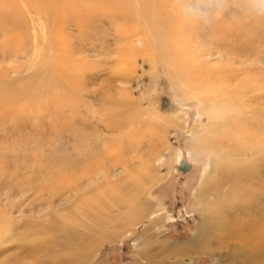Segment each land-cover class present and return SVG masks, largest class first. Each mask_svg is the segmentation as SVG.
I'll return each instance as SVG.
<instances>
[{
  "label": "rangeland",
  "instance_id": "rangeland-1",
  "mask_svg": "<svg viewBox=\"0 0 264 264\" xmlns=\"http://www.w3.org/2000/svg\"><path fill=\"white\" fill-rule=\"evenodd\" d=\"M45 1L0 0V264H260L203 233L264 211V4Z\"/></svg>",
  "mask_w": 264,
  "mask_h": 264
},
{
  "label": "bare ground",
  "instance_id": "bare-ground-1",
  "mask_svg": "<svg viewBox=\"0 0 264 264\" xmlns=\"http://www.w3.org/2000/svg\"><path fill=\"white\" fill-rule=\"evenodd\" d=\"M47 1V0H46ZM46 1H45V4H46ZM75 2H76V0H74ZM86 1V0H85ZM122 1V0H121ZM158 1V0H157ZM13 2V1H12ZM16 2V1H15ZM98 2V1H97ZM105 2H106V0H105ZM124 2V1H123ZM5 3H6V0H5ZM56 3V2H55ZM68 3V2H67ZM77 3V2H76ZM136 3V5L138 4V10L136 9V12L138 11V13L139 14H141L142 16H144L145 15V17L146 16H148L149 14L148 13H150L151 11V9L152 8H157V9H160L161 7H160V4L162 5V6H165V3L166 2H164L163 0H160V2L158 3L157 2V5L155 6V4H154V6H152V5H150V2H149V0H135L134 1V4ZM152 3V2H151ZM156 3V2H155ZM44 4V3H43ZM71 4V3H70ZM70 4H68V5H70ZM133 4V3H132ZM179 4V2H178V0H169V2H168V5L169 6H172V8L171 9H173V6H177ZM1 5V4H0ZM22 5V4H21ZM24 5V4H23ZM62 5V4H61ZM73 6H74V4H72ZM37 6H39V5H37ZM45 6H47V5H45ZM71 6V5H70ZM72 6V7H73ZM82 6V5H81ZM86 6V5H85ZM166 6H167V3H166ZM56 7V6H55ZM61 7V6H60ZM131 7L135 10V7L133 6V5H131ZM178 7H179V5H178ZM8 8V7H7ZM40 8V7H39ZM44 8V7H43ZM49 8V7H48ZM118 8H119V6H118ZM131 8V9H132ZM15 9V8H14ZM19 9V8H18ZM119 9H121V8H119ZM133 9H132V11H133ZM59 10V9H58ZM61 10V9H60ZM170 10V9H169ZM23 11H24V9H23ZM115 11V10H114ZM181 11V10H180ZM53 12H54V10H53ZM62 12V11H61ZM24 13V12H23ZM157 13V12H156ZM18 14H20L19 12H18ZM28 14V13H27ZM46 14V13H45ZM49 14V16H50V12L48 13ZM57 15V14H56ZM150 15H152V17L154 18V17H156V15H154V14H152V13H150ZM158 15H160V13L158 14ZM46 16V15H45ZM44 16V17H45ZM169 16H171V15H169ZM47 17H48V15H47ZM147 18V17H146ZM150 18V17H149ZM160 18H161V16H160ZM167 18V17H166ZM162 19V18H161ZM165 19V18H164ZM168 19V18H167ZM162 22H164V21H162ZM179 22V21H178ZM175 23V22H174ZM16 24V23H15ZM27 26V25H26ZM174 27V26H173ZM183 28V27H182ZM153 29L155 30V31H158L157 30V28H154L153 27ZM222 29V28H221ZM161 30H162V26H161ZM161 30H160V32H161ZM187 29L185 28V31H186ZM188 31V30H187ZM164 32V31H163ZM182 33H184L183 31H181ZM158 34H160V33H158ZM179 34V33H178ZM15 35V34H14ZM12 36V35H11ZM165 37V36H164ZM25 44V43H24ZM19 46V45H18ZM2 49H4V48H2ZM13 51H14V49H13ZM10 52V51H9ZM14 71V70H13ZM230 72V71H229ZM234 75V74H233ZM228 85V84H227ZM256 92V91H255ZM21 97V96H20ZM15 98V97H14ZM23 98H25V97H23ZM257 99V97H254V99ZM11 98H9V100H10ZM16 99V98H15ZM18 99V98H17ZM21 99V98H20ZM255 99V100H256ZM12 100V99H11ZM19 100V99H18ZM13 101V100H12ZM8 104V103H7ZM228 110V109H227ZM259 113V112H258ZM243 115V114H242ZM259 119V118H258ZM235 120V119H234ZM256 121H258V120H255V122ZM254 124V123H253ZM249 132V131H248ZM251 135L252 134H249V133H246V134H243L242 135V137H243V139H241V141H239V144L240 145H235V144H232L233 145V147H235L236 149H238L239 147H242L243 146V143L245 142V143H248V141L250 142L251 140L250 139H252L251 138ZM31 136V135H30ZM241 137V138H242ZM253 137V136H252ZM256 138V137H255ZM259 139V137H257L255 140H257V142L259 141L258 140ZM254 140V139H253ZM260 140H262V139H260ZM263 141V144H261V146H257L258 148H260V147H262V146H264V140H262ZM261 141V142H262ZM239 146V147H238ZM243 148V147H242ZM241 148V149H242ZM243 150H245V149H242V151ZM239 153H241V151L238 149L237 150ZM76 152V151H75ZM215 152V151H214ZM259 152V151H258ZM255 154V153H254ZM78 157V156H77ZM226 158V157H225ZM81 159V158H80ZM68 160V159H67ZM84 160V159H83ZM64 160H62V162H63ZM80 162V161H79ZM73 163V162H72ZM83 163V162H82ZM68 165H69V163H68ZM72 165V164H71ZM64 168V167H63ZM74 168V167H73ZM65 169H67L66 167H65ZM76 169V168H75ZM89 169H90V167H89ZM51 170V169H50ZM95 170V169H94ZM37 171V170H36ZM77 171V170H76ZM72 172V171H71ZM69 174V173H68ZM97 175H99V174H97ZM48 176V175H47ZM81 176H85V175H81ZM109 176V175H108ZM59 178V177H58ZM82 178V177H81ZM47 179V178H46ZM45 179V180H46ZM83 179V178H82ZM85 181V180H84ZM47 184V183H46ZM7 186V185H6ZM30 186V185H29ZM96 186V185H95ZM61 187H63V186H61ZM82 187V186H81ZM73 188V187H72ZM83 188V187H82ZM86 188V187H85ZM45 189V188H44ZM74 189L76 190V191H78V186L76 187V186H74ZM51 190V189H50ZM66 190V189H65ZM65 190L63 191V192H65ZM73 190V189H72ZM81 190V189H80ZM57 191V190H56ZM62 192V193H63ZM50 193V192H49ZM56 193V192H55ZM54 193V194H55ZM70 193V192H69ZM74 193V192H73ZM21 194V193H20ZM51 194V193H50ZM64 194V193H63ZM72 194V193H71ZM96 194V193H95ZM26 195V194H25ZM22 196V195H21ZM83 196H84V194H83ZM50 197V196H49ZM65 198V197H64ZM80 198V197H79ZM67 199V198H66ZM69 199V198H68ZM85 199V198H84ZM83 199V200H84ZM64 201V200H63ZM71 202V201H70ZM75 202V201H74ZM23 203V202H22ZM54 203V202H53ZM64 203V202H63ZM82 203V202H81ZM255 203H257V199L256 198H253L251 201H247V203H242V204H240L239 205V207H234V206H232V207H230L229 208V211L227 212V214H226V217H224L223 219H221L217 224H216V226H214V228L213 227H211V229H209V226H208V230L206 229V232L204 231V233H203V235H204V237L203 238H205V236H207L208 235V237L207 238H209V237H211V239L214 237V236H217L219 239H218V242H215L216 244H222L223 243V241H224V243H225V240H230V239H236V240H240L242 243H247V242H250L251 244L252 243H255V244H257V248L256 249H253V251L254 250H257L258 249V251L261 249H263L264 248V211L263 210H260V211H258V210H255ZM51 204V203H50ZM55 204V203H54ZM27 205V204H26ZM52 205V204H51ZM78 205V204H77ZM81 205V204H80ZM96 205V204H95ZM94 205V206H95ZM79 206V205H78ZM82 206V205H81ZM109 206V205H108ZM257 206V205H256ZM110 207V206H109ZM75 209H76V207H74ZM94 208V207H93ZM92 208V209H93ZM111 208V207H110ZM39 209V208H38ZM90 209V208H89ZM88 209V210H89ZM99 210H100V208H98ZM79 211V210H78ZM82 211V210H81ZM84 211H87V210H84ZM83 211V212H84ZM90 211L91 210H89L87 213H90ZM108 211V210H107ZM19 212V211H18ZM67 212V211H66ZM76 212V211H75ZM74 212V214H76ZM93 212V211H92ZM92 212H91V214H92ZM101 212V211H100ZM104 213H105V211H103ZM102 212V213H103ZM110 212V211H109ZM71 213V212H70ZM78 213V212H77ZM86 213V214H87ZM99 213V212H98ZM78 214H80V213H78ZM82 214V213H81ZM93 214H95V213H93ZM97 215V214H96ZM104 215V214H103ZM102 215V216H103ZM106 215V214H105ZM28 216V215H27ZM78 216V215H77ZM93 216V215H92ZM98 216V215H97ZM101 216V217H102ZM55 217V216H54ZM79 217V216H78ZM99 217H100V215H99ZM98 217V218H99ZM111 217V216H110ZM36 218V217H35ZM48 218V217H47ZM80 218V217H79ZM94 218V221L96 220V219H98L96 216H94L93 217ZM93 218H91V219H93ZM104 218V217H103ZM103 218H99V220H100V223H101V221L103 222ZM112 218V217H111ZM132 218V217H131ZM76 219H77V217H76ZM87 220L89 219L88 218V215H87V218H86ZM107 219H108V217H107ZM99 220L97 221V222H95L94 223V225H92L91 224V222H88V223H85V221L83 220V222L84 223H82V224H80L81 226H83L84 227V225H85V227H86V229L90 232V233H92V234H96V232H100L101 233V229L103 230V228H105V227H103L102 228V226H103V223L102 224H100V223H98L99 222ZM52 221V220H51ZM49 223V222H48ZM47 223V224H48ZM69 223H76V224H78L79 225V223H77L76 222V220L73 222V220H68V224ZM105 223H107L108 224V222H105ZM84 224V225H83ZM87 224V225H86ZM91 224V225H90ZM215 224V223H214ZM109 225V224H108ZM209 225V224H208ZM204 226V225H203ZM22 227V226H21ZM63 228H65V230L67 231V225H63L62 226ZM82 227V229H79V230H83L84 228ZM205 227V226H204ZM27 228V227H26ZM50 229V228H49ZM52 229V228H51ZM55 229V228H54ZM25 230V229H24ZM27 230V229H26ZM53 230V229H52ZM73 230H74V228H73ZM73 230H70L71 232L73 231ZM48 231H50V230H48ZM76 231V230H75ZM83 232V231H82ZM81 232V233H82ZM73 233V232H72ZM75 233H77V234H79L78 233V230L75 232ZM75 233H73V234H75ZM80 233V234H81ZM84 233V232H83ZM99 233V234H100ZM214 233H215V235H214ZM38 234V233H37ZM73 234H72V237H73ZM76 234V235H77ZM92 234H91V237H90V234L87 232V236L89 235V237L90 238H92ZM103 234V233H102ZM200 234H202V233H200ZM84 235V234H83ZM86 235V234H85ZM202 235V236H203ZM44 237V236H43ZM94 237V236H93ZM74 238H77V237H75V235H74ZM111 238V237H110ZM109 238V239H110ZM199 238V237H198ZM207 238H206V240H207ZM108 236L106 235V234H103V237H101V240H102V242L104 243V242H107L108 240ZM112 239V238H111ZM201 237L197 240V244H196V247L198 248V250L199 249H204V250H207L205 247H203L204 246V244L202 243V247L200 246V244H201ZM216 238H214V240L213 241H216L215 240ZM70 240H73V239H70ZM76 240V239H75ZM74 240V241H75ZM74 241H70L71 243H73ZM78 241V240H77ZM91 241V240H90ZM97 241V240H96ZM209 241H211L210 240V238H209ZM237 241V243H239ZM79 243H80V241H78ZM98 242V241H97ZM96 242V243H97ZM207 242V241H206ZM222 242V243H221ZM228 242V241H227ZM230 242V241H229ZM236 242V241H235ZM83 243H84V241H83ZM209 242H207L206 244H208ZM211 243V242H210ZM61 244V243H60ZM63 244L65 245V242H63ZM67 244H69V243H67ZM98 244V243H97ZM248 244L249 243H247V247H248ZM50 245V244H49ZM70 245H72V244H70ZM80 245H81V243H80ZM86 245V244H85ZM88 245V244H87ZM209 245V244H208ZM211 245V244H210ZM223 246H225L224 244H222ZM239 245H240V243H239ZM54 246V245H53ZM59 246H61V245H59ZM58 246V247H59ZM67 246V245H66ZM65 246V247H66ZM73 246V245H72ZM76 246V245H75ZM91 246H94V245H91ZM243 246V245H242ZM249 246H251L250 244H249ZM64 247V248H65ZM86 247V246H85ZM84 247V248H85ZM87 247H90V246H87ZM56 248V247H55ZM62 248H63V245H62ZM66 248H68V247H66ZM65 248V249H66ZM250 248H252V247H250ZM254 248V247H253ZM93 249V248H92ZM96 249V248H95ZM247 249V248H246ZM34 250V249H33ZM248 250H249V247H248ZM264 250V249H263ZM250 251H251V249H250ZM252 252V251H251ZM263 252V251H262ZM31 253V252H30ZM51 254V253H50ZM260 254H262V253H260ZM38 255V254H37ZM52 255V254H51ZM259 256H261V255H259ZM33 257V256H32ZM31 257V258H32ZM50 257V256H49ZM256 257V256H255ZM264 257V256H263ZM257 258V257H256ZM259 258V257H258ZM16 263V262H15ZM260 264H264V259L262 260V262L260 263Z\"/></svg>",
  "mask_w": 264,
  "mask_h": 264
},
{
  "label": "clouds",
  "instance_id": "clouds-1",
  "mask_svg": "<svg viewBox=\"0 0 264 264\" xmlns=\"http://www.w3.org/2000/svg\"><path fill=\"white\" fill-rule=\"evenodd\" d=\"M247 2L250 3L251 0H247ZM229 3H236V0H216L214 8L209 15L197 18L205 24L217 21L222 18L224 11ZM260 3L264 4V0H260Z\"/></svg>",
  "mask_w": 264,
  "mask_h": 264
},
{
  "label": "water",
  "instance_id": "water-1",
  "mask_svg": "<svg viewBox=\"0 0 264 264\" xmlns=\"http://www.w3.org/2000/svg\"><path fill=\"white\" fill-rule=\"evenodd\" d=\"M161 104H162V107H161L162 112L174 111V105L172 104V102L170 101L168 97L164 96ZM188 169H190V165L187 163H183V166H182L183 173L187 172Z\"/></svg>",
  "mask_w": 264,
  "mask_h": 264
}]
</instances>
